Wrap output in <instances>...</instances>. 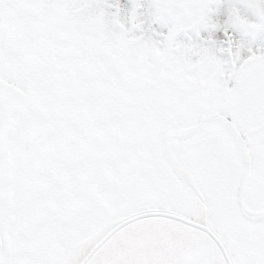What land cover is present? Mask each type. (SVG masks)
Instances as JSON below:
<instances>
[{
  "label": "snow or ice",
  "instance_id": "1",
  "mask_svg": "<svg viewBox=\"0 0 264 264\" xmlns=\"http://www.w3.org/2000/svg\"><path fill=\"white\" fill-rule=\"evenodd\" d=\"M0 264H264V0H0Z\"/></svg>",
  "mask_w": 264,
  "mask_h": 264
}]
</instances>
